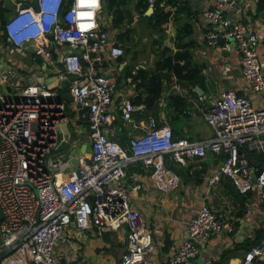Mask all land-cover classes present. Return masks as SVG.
<instances>
[{
    "label": "built area",
    "instance_id": "obj_1",
    "mask_svg": "<svg viewBox=\"0 0 264 264\" xmlns=\"http://www.w3.org/2000/svg\"><path fill=\"white\" fill-rule=\"evenodd\" d=\"M155 1L145 0L150 9ZM203 1L201 17L212 24L203 32L205 43L218 45L219 36L226 48L233 43L240 72L261 102L254 105L248 94L230 88L209 103L202 95L185 96L190 105L184 111L201 113L213 129L212 136L200 139L175 137L167 116L161 111L154 114L144 101L134 103L121 96L115 106L114 89L133 81L132 75L113 80L107 73L109 63L116 62L124 49L116 29L106 20L97 21L101 0H70L66 5L65 0H35L34 5L15 1V9L0 25L2 46L11 53L32 49L49 73L58 80L68 79L75 107L87 120L90 153L77 154L76 163L70 164L69 153L60 148L66 139L57 127L63 100H50L56 92L43 80L19 83L21 76L11 57L0 64L5 86L19 85L13 94L0 90V264H61L67 254L79 256L69 247L76 231L95 227L100 234L123 226L126 233L118 264H153L152 229L130 198L131 188L139 185L129 189L121 183L130 166L145 170L152 187L167 192L181 182V174L167 160L184 163L210 150L223 157L206 176L209 184L227 176L240 193L255 190L264 198V165L255 181L251 178L264 160L246 156L249 149L264 152V62L259 51L264 32L242 18L246 5L240 0ZM140 65L132 68L133 74ZM168 81L169 89L161 90L162 108L169 94L184 96L187 89L175 74ZM114 108L133 128L124 142L118 140L122 129ZM234 220L202 199L187 221V236L165 264H195L204 243L215 234L233 231ZM79 264L96 263L81 257ZM241 264H264V236L244 251Z\"/></svg>",
    "mask_w": 264,
    "mask_h": 264
},
{
    "label": "crops",
    "instance_id": "obj_2",
    "mask_svg": "<svg viewBox=\"0 0 264 264\" xmlns=\"http://www.w3.org/2000/svg\"><path fill=\"white\" fill-rule=\"evenodd\" d=\"M15 1L17 0H14V2ZM18 1L32 5L35 4V0ZM104 1L105 0H101V2ZM138 1L139 0H123V4L132 12L133 18L130 25H133L135 17L140 15L138 12L140 7H136ZM182 2L185 4L183 8L184 12L178 17L180 20H177L176 23H173L171 20L167 22V37L165 35L163 41L164 44L170 46L173 51H176L178 49V43L180 42L177 43V38L174 36L175 30L178 29L176 31L177 35L186 30L181 41L188 42L191 58L195 63L201 66L199 67V71L203 77L201 80L197 77L191 80L188 78L181 79L180 81L182 84L186 85L187 88L185 95L180 97L181 95L179 94H172L179 95L181 99H184V103L177 104L178 101L174 102L177 105L169 103V96L171 95L169 94L167 96V106L164 108L161 107L158 112L161 111V114L167 116L175 137L184 136L192 139L207 138L213 134L212 127L205 121L201 113L191 115L184 111V108L190 105V103L186 101L185 96L202 95L207 103H209L210 100L216 97L222 90L230 88L235 89L238 93L248 94L254 105L259 104L261 98L259 93L252 90L250 83L242 76L239 65L240 56L234 47L226 48L224 46V40L220 44L211 47L205 43L203 32L212 25L201 17L200 14L202 8L205 6V2L203 0H179V3ZM240 2L246 5V7L244 5L242 6V18L248 21L251 27L258 32H264L263 14L262 12L256 14L257 0H240ZM1 9H6V11L1 12ZM147 9L148 7L145 9V13L152 12V10L147 12ZM8 11L11 12V10L3 6V0L0 1V13L7 14ZM111 19L112 15L104 12L103 7H100L99 13L97 14V21L102 24L106 20L116 29L117 40L124 49V53L121 56L122 58H118L116 62L111 61L108 65L107 73L111 79L116 80L118 76L124 74V65L131 61V57L135 53L136 60L133 68L137 64H141L138 68L152 66L145 65L147 63V58L144 57V59H146L144 61L145 64L141 60L143 57H140V53L145 50V46L140 47L138 42L135 41L136 38L133 39L135 43L132 45L131 39L129 40V38H126L125 41L120 39L118 37L120 30L111 24ZM186 21L189 25L186 24ZM1 23L0 15V25ZM176 24L178 26H175ZM165 38H167V40H165ZM2 45V37L0 35V64H5L8 61V57H11L21 76L19 83L29 84L36 80H43L47 85H52V90L58 95L63 90L68 89L66 86L61 87L57 85L56 78L52 76L53 73L48 72L44 62L42 60L38 62L34 59L35 56L33 57L32 49L28 48L23 53L14 49V53H11L6 46ZM160 48L161 46L158 44H152L151 40V46H147V51L151 56L150 50L152 49L156 57ZM259 51L264 62V37L259 41ZM119 61L122 62L118 64ZM171 74L175 73L173 72ZM129 75H131V73ZM169 77L170 74L163 78L164 86L162 87V91L169 89ZM165 80L167 83H165ZM134 84L135 82H133L132 85ZM124 86L125 84L122 85V87L120 85L118 89ZM131 87L130 85V91ZM16 88H19L17 83L5 86L0 80V90H3V92L6 93V91L9 90L11 94L13 91L16 92ZM134 90L135 92L132 88L129 97L133 92V96H135L143 89L134 87ZM117 96L118 95L115 94L114 104ZM62 100L64 109L65 111L67 110V112L64 111L67 117L65 120L57 123L59 134L66 139V141L60 144V148L69 140L67 136V125L69 124V128L72 127L79 133V136L74 137L73 141H71L72 146L76 148L77 154L82 153L88 155L90 153V143L86 126L87 120L81 117L80 110L75 108L74 102L68 104L65 102L64 98ZM113 116L115 120L121 124L122 133L118 136V140L124 142L127 139L126 134L128 132H133V128L124 122L118 108L117 110L116 108L113 109ZM77 154H75V156ZM222 157L223 155L221 153L215 154L207 150L204 156L186 158L184 163L167 160V163L181 174V182L178 187L167 192L155 190L152 187L151 178L145 170L137 166L129 167L130 174L128 178H125V181L122 180L121 183L125 184L129 189L132 185H139L136 189L131 188L130 198L131 203L141 210L147 224L152 229L154 247L149 256L153 264H165L175 248L187 236V221L202 199H204L214 211L230 214L235 217L234 230L211 236L210 239L204 243L202 252L196 257L195 264H217L221 252L229 248L232 252L220 263L241 264L242 255L245 250L242 246H238L237 248L236 244L242 242L246 237L252 236L253 229L263 224V197L261 198L258 196L255 190H251L250 193L244 194V196H239L237 193L238 190L227 176L209 184L206 180V176L214 172L221 162ZM249 158L251 160H261L255 155ZM75 163L76 160L74 157L72 165ZM240 199H242V204ZM241 210H243L242 214L238 215V212ZM103 232H105V234H103ZM103 232L100 234L97 233L95 227L76 231L75 235H71L69 247L71 254L75 253L77 249L79 256L75 259V257H69L67 254V259L63 257L61 264H79V259L81 257L83 260L92 261L96 264H118L124 247L123 240L126 229L123 226L118 230H105ZM68 258H70V260Z\"/></svg>",
    "mask_w": 264,
    "mask_h": 264
},
{
    "label": "trees",
    "instance_id": "obj_3",
    "mask_svg": "<svg viewBox=\"0 0 264 264\" xmlns=\"http://www.w3.org/2000/svg\"><path fill=\"white\" fill-rule=\"evenodd\" d=\"M69 2L70 0H65L64 4L66 5ZM178 3L179 0H156L152 12L145 13V9L147 7L145 1H138L136 7H140L138 12L140 13V19L144 21L141 25V29L148 28L149 30H151L152 44H158L159 46H161V48L156 54L153 65L150 67L138 68L136 73L133 74L131 70L136 60L135 52V54H133L131 57V61L127 62L126 65H124V75H129L131 73L132 81L135 82V87L143 89L138 94L131 97V101L134 103L144 101L148 110L152 111L156 115L161 108L159 99L161 96L162 87L164 86V77L169 76V74L173 72L180 80L187 78L191 80L195 77L201 80L203 77L201 72L199 71V67L201 66L195 63L191 58L192 56L191 51L188 47V42L181 41L186 30L178 35L176 33L178 29L175 30L174 36L177 38V43L180 42L178 43V49L176 51H173L170 46L164 44L163 39L167 31V22L171 20L173 23H176L177 20H180V18L178 17L184 12V2L179 3V5ZM101 7H103V10H105L108 14L112 15L111 24H113L120 30L118 33V37L124 41L126 40V38H129V40L131 39V45L134 44L135 41L133 40L134 38L132 37V34L133 32L136 33L137 28L134 25H130L133 18L132 12L125 4H123V0H105L104 2H101ZM256 9V14L262 12V18L264 20V0H257ZM4 11H6V9H1V12ZM0 15L1 22H3L8 13H0ZM186 24L189 25L187 21ZM175 26L178 25L176 24ZM1 37H4V34H1ZM119 58L121 59L122 57ZM180 97L179 95L171 94L169 96V103L173 104L175 101H178L177 104H183L184 99H181ZM250 154L251 156L255 155L258 159L264 160V152H255L253 150H249L246 152V156L248 158L251 157ZM250 192L251 191H248L246 193L248 194ZM237 193L239 196H244V194H241L238 191ZM240 202L242 204V199H240ZM262 207H264V198L262 199ZM242 212L243 210L239 211L238 215H241ZM103 234H105V232H103ZM263 236L264 222L263 224L253 229L252 236L246 237L242 242L236 244V246L237 248L238 246H242L244 250H246L251 245L259 243ZM231 252L232 251L230 250V248L222 251L219 255L217 264H221L223 262V259Z\"/></svg>",
    "mask_w": 264,
    "mask_h": 264
},
{
    "label": "rangeland",
    "instance_id": "obj_4",
    "mask_svg": "<svg viewBox=\"0 0 264 264\" xmlns=\"http://www.w3.org/2000/svg\"><path fill=\"white\" fill-rule=\"evenodd\" d=\"M9 12L10 11H8V13ZM104 12H106V11L104 10ZM143 22L144 21H142V19H140V15L138 17H135V21H134L133 25L137 28V31H136V33L133 32L132 37L136 38L135 41L138 42L140 47L145 46V50L140 53V57L141 58L143 57L141 59L143 62L146 60V59H144V57L147 58V63L145 64V62H144V64L145 65H153L155 52L152 50L153 49L152 48L150 50V53H151V56H150L149 52L147 51V46H149V45L151 46V40H152L151 30H149L148 28L141 29V25ZM166 36H167V34H166ZM165 40H167V38H165ZM68 77L70 79L72 78L71 75H68ZM122 77H125V75L123 74ZM124 83H125V86L123 88L118 89V87H117L114 89V97H115V94H117L118 95L117 99L121 96L129 97L130 93L132 92V88H133L134 92L136 90V89L134 90L135 85L130 84V82H124ZM130 85L132 86L131 91H130ZM66 88H68V85L66 86ZM120 90H121V92H120ZM134 92L130 97H132L134 95ZM12 94H13V92H12ZM65 102L70 104L71 102H73V100L65 99ZM64 111H65V109H64ZM65 112H67V110ZM67 129H68L67 136L69 137V140L62 145L61 149L64 151H67L69 153L68 162L70 164H72V161L75 157V154H77V151H76V148L74 146H72L71 141H73L74 137L79 136V133L76 132L72 127L69 128V124L67 125ZM250 156H251V154H250ZM241 194H247V193H241Z\"/></svg>",
    "mask_w": 264,
    "mask_h": 264
},
{
    "label": "water",
    "instance_id": "obj_5",
    "mask_svg": "<svg viewBox=\"0 0 264 264\" xmlns=\"http://www.w3.org/2000/svg\"><path fill=\"white\" fill-rule=\"evenodd\" d=\"M3 6L6 7L7 9H9V10H14L15 7H16V3L14 2V0H3ZM151 10H153V9L148 8L147 9V12H149ZM217 41H218V44H220L223 41V38L221 36H219ZM230 47L231 48L233 47V43L232 42L229 44V48ZM34 59L36 61H38V62L41 61V58L38 55L35 56ZM52 76L54 78H56V80H57L56 83H59V85L61 87H65V86L68 85V79L67 78H64L62 80H58L56 74H52ZM48 87L51 88L52 85L51 86L48 85ZM63 98L64 99H67V100H72V98H73L72 97V94H71V92L68 89L63 90L59 95L58 94H55V96H53L52 98H50V100L51 99L52 100L55 99L56 101H61ZM62 116L63 117H59L57 119V123L61 122L62 120H65V117H67L65 112L63 113ZM66 156H67V154L65 153V157ZM263 165H264V162H258V168L255 171L251 172V178H252L253 181H255V176L260 172V170H261V168H262ZM122 180L125 181V178H123ZM1 216H2V213H1V209H0V217ZM61 261H63V258L61 259Z\"/></svg>",
    "mask_w": 264,
    "mask_h": 264
}]
</instances>
